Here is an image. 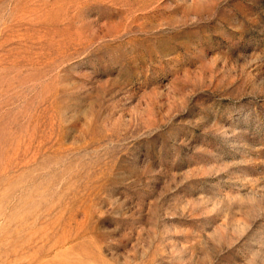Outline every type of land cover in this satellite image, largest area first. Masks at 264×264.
Returning <instances> with one entry per match:
<instances>
[{"label":"rangeland","instance_id":"obj_1","mask_svg":"<svg viewBox=\"0 0 264 264\" xmlns=\"http://www.w3.org/2000/svg\"><path fill=\"white\" fill-rule=\"evenodd\" d=\"M0 264H264V0H0Z\"/></svg>","mask_w":264,"mask_h":264}]
</instances>
